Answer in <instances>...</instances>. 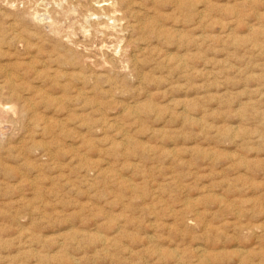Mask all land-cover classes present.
Instances as JSON below:
<instances>
[{
	"label": "rangeland",
	"instance_id": "1",
	"mask_svg": "<svg viewBox=\"0 0 264 264\" xmlns=\"http://www.w3.org/2000/svg\"><path fill=\"white\" fill-rule=\"evenodd\" d=\"M0 264H264V0H0Z\"/></svg>",
	"mask_w": 264,
	"mask_h": 264
},
{
	"label": "bare ground",
	"instance_id": "2",
	"mask_svg": "<svg viewBox=\"0 0 264 264\" xmlns=\"http://www.w3.org/2000/svg\"><path fill=\"white\" fill-rule=\"evenodd\" d=\"M90 14V13H89ZM112 14V13H111ZM48 17V16H47ZM106 19V18H105ZM115 21V20H114ZM120 25V24H119ZM117 50V49H116ZM5 109V108H4Z\"/></svg>",
	"mask_w": 264,
	"mask_h": 264
}]
</instances>
